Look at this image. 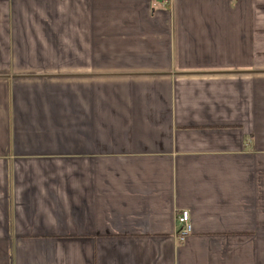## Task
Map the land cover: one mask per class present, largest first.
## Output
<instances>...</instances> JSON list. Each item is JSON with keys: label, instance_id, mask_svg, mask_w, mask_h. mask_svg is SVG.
Returning a JSON list of instances; mask_svg holds the SVG:
<instances>
[{"label": "crops", "instance_id": "0c3cea01", "mask_svg": "<svg viewBox=\"0 0 264 264\" xmlns=\"http://www.w3.org/2000/svg\"><path fill=\"white\" fill-rule=\"evenodd\" d=\"M0 264H264V0H0Z\"/></svg>", "mask_w": 264, "mask_h": 264}, {"label": "built area", "instance_id": "2783aa9c", "mask_svg": "<svg viewBox=\"0 0 264 264\" xmlns=\"http://www.w3.org/2000/svg\"><path fill=\"white\" fill-rule=\"evenodd\" d=\"M178 222L182 227L181 235L179 236V240L183 241L187 235L191 232V223H190V214L188 211L184 210L180 213L178 217Z\"/></svg>", "mask_w": 264, "mask_h": 264}]
</instances>
